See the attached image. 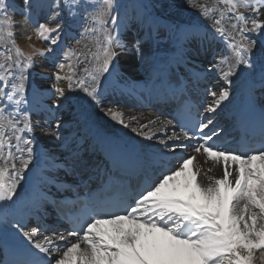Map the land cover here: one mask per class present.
Wrapping results in <instances>:
<instances>
[{
    "label": "snow or ice",
    "instance_id": "snow-or-ice-1",
    "mask_svg": "<svg viewBox=\"0 0 264 264\" xmlns=\"http://www.w3.org/2000/svg\"><path fill=\"white\" fill-rule=\"evenodd\" d=\"M23 3L27 9L32 7L31 0ZM186 3L209 22L205 25L209 35L214 40L219 38L230 49L226 56L211 64L210 71L218 72L223 81L231 83L230 78L239 71L256 67L255 53L258 44L264 43V18H261L264 0H214V3L186 0ZM49 7L52 11L44 23L32 21L27 13L22 17L21 27L31 23L36 38L48 45L43 49L33 46L34 51L25 55L15 39L18 22L9 14L7 0H0V47L7 53L0 62V201L4 202L16 195L33 153L32 134L37 126L28 110L21 109L26 103V82L32 78L36 57L43 58L55 51L63 30L59 22L62 13L73 19L78 18V13H86L85 31L97 38L93 46L85 44V50H71L72 55L84 58L83 62L77 61L83 76L70 62V56L54 64L56 71L47 89L53 96L50 107L59 109L65 101L71 105L70 93L77 90L99 103V78L109 72L125 47L119 36L113 34L120 27L118 17L113 14L119 8L117 0H51ZM110 24L114 26L111 29ZM177 29L180 30L178 25ZM183 33L187 35L188 30ZM21 35L26 40L32 38L31 34ZM76 43L79 45L80 41ZM139 44L137 41L133 45L137 51ZM260 75L264 83V57L260 58ZM208 95L212 97L204 109L208 115L193 126L194 131H183L160 141L164 148L174 151L177 147H188L182 141L196 139L191 145L194 154L182 156L177 166L161 171L132 203L119 212L89 216L67 236L53 232L36 239L40 236L39 227L23 233L29 242L28 251L32 255L42 254L39 264H254L257 252L264 256V140L259 148L240 154L209 143L218 135L213 115L230 93L222 87L209 89ZM108 114L124 127L129 126L123 113L108 109ZM167 123L171 125L172 121ZM62 126L63 121H56L49 124L47 131L59 139L58 130ZM21 141L24 148L20 147ZM14 148L21 153L19 157L15 156ZM195 154L222 164L223 175L208 176L209 182L202 184ZM230 165L235 166L232 171ZM21 227L18 222L13 224L16 230ZM68 237L76 239L69 244ZM60 242H64L63 248ZM18 264L38 262L21 260Z\"/></svg>",
    "mask_w": 264,
    "mask_h": 264
},
{
    "label": "bare ground",
    "instance_id": "bare-ground-1",
    "mask_svg": "<svg viewBox=\"0 0 264 264\" xmlns=\"http://www.w3.org/2000/svg\"><path fill=\"white\" fill-rule=\"evenodd\" d=\"M178 2L179 0H173L166 2L167 5L164 4L167 14L176 22V29L177 25L180 28L177 29L178 40L166 51L159 50L155 44L156 35L162 33V30L150 26L151 17L139 7L126 8L121 20L122 31L119 33L125 47L120 50V55L115 60L116 76L107 74L108 77L101 75L99 78V103L91 101L85 93L77 90L70 93L71 105L65 101L64 106L59 109L50 107L53 96L47 89L52 85L51 77L56 71L54 64L57 60L40 57L35 60V67L31 69L32 78L25 86L26 103L21 105V109L28 110L32 123L37 126L32 134L34 143L31 162L13 200L2 201L6 218L12 228L17 222L22 226L19 230L13 228L12 235H17L29 243L23 238V233L43 226L41 217L45 215L46 223H51L53 230L40 231V236L36 239H40L42 235H52L53 232L67 236L62 225L48 212L50 209L39 199V193L61 195L68 193L64 191L69 187L90 189L86 185L82 188L81 184L84 180H88L87 184L93 183L104 174L106 166L119 149L139 160L153 179L161 171L177 166L182 156L193 155L191 145L195 143L192 141H182L188 147H177L174 151L164 148L160 143L168 136L181 135L173 122L171 125L167 123L171 121L169 111L161 109L156 101L160 98L167 99V92H171L170 90L174 91L177 87L189 90L197 96L199 103H204L201 108L206 117L208 113L204 109L212 102L208 90L227 88L229 99L223 101L213 115L214 123H219L227 129H231L251 107L264 116V83L260 75V58L264 57V43L258 44L255 53L256 67L239 71L230 78L231 83H226L218 72L209 69L212 63L226 56L230 49H227L219 38L214 40L209 35L205 27L209 22L203 20L196 9L189 7L188 3L186 6H179ZM15 3L24 4L23 0H15ZM40 3L42 1L37 3V7L42 5ZM47 5L50 4L46 3ZM50 14L51 11L45 13L46 18ZM59 22L67 26L69 18L62 14ZM184 29L188 30L187 35L183 33ZM82 30L85 32L84 39L79 38V45L73 43L77 50H85V44L93 46L88 40L85 41L89 33H86L84 28ZM137 41L140 42L139 51L133 48ZM67 42L68 40L65 41ZM194 52L198 54L193 55ZM2 54L3 52L0 53ZM78 60L83 62L84 58L77 55L74 65L83 76L84 73L77 64ZM36 89H39V92H36ZM110 106L114 107L113 111L123 113L128 127L111 118L108 114ZM22 118L21 113L20 119ZM56 121H63L62 128L58 130L59 139L47 131L49 124L54 125ZM21 135L30 138L24 133ZM146 136L153 138L149 140ZM13 143L15 144V141ZM179 143L181 142L177 141V144ZM20 147L24 148L23 141ZM13 151L16 157L21 155L15 148ZM195 155V164L201 169L198 179L202 184L209 182L208 176L219 178L223 175L222 164H214L202 154ZM24 156L27 157L26 152ZM234 167L230 165L229 170L232 171ZM209 168L212 169L211 172H207ZM74 241L68 237V242ZM60 243L63 248L64 242ZM254 264H264V256L259 252L254 256Z\"/></svg>",
    "mask_w": 264,
    "mask_h": 264
},
{
    "label": "rangeland",
    "instance_id": "rangeland-1",
    "mask_svg": "<svg viewBox=\"0 0 264 264\" xmlns=\"http://www.w3.org/2000/svg\"><path fill=\"white\" fill-rule=\"evenodd\" d=\"M40 1H42V3H40L42 5L37 7V3ZM169 1L172 2L173 0H117L119 8L113 14L118 17L120 27L117 28L113 34L119 36V33L122 31L121 30V28H122L121 20L123 19V14L126 11V8L128 6L129 7H139L143 12H146L149 15V17H151L150 18V26H153L156 28L158 27L160 30H162V33L156 35L155 44L159 50L166 51L167 49L172 47V45L174 43H176V41L178 40V37H177L178 31L176 29V22L172 17H170V15L167 14V12H166L167 9L164 7L165 6L164 4L167 5L168 3H170ZM174 1H176V0H174ZM183 1L184 0H179V2H178L179 6H183V5L186 6L187 5V3L183 2ZM207 1L209 3H214V0H207ZM31 2H32V7L30 9H27L24 4L19 5V4L15 3V0H7V3L9 4L8 12L18 22L15 26V39H16L19 47L25 53V55L32 53L34 51L33 46L35 48L43 49V48H46L48 45L45 42H42L36 38V36L33 32V25L31 23H28V26L26 28L21 27V23L24 22V21H22V17L25 15V13H27V15H29L31 17L32 21H34L36 23H44L48 20V18H46L45 13L48 14L49 11H52L48 5L46 6V3L50 4L51 0H31ZM166 2H168V3H166ZM62 14L66 15L69 18L68 25L66 26L63 23V30L60 34L61 39H60L58 45L54 46L55 51L53 53L47 55L46 57H43V58H46V59L56 58L57 62L58 61L64 62L65 56L67 55V56L71 57L70 62L73 65H75L77 55H72L71 50L77 49L74 44L76 43V41H79L82 37H84L83 34H85V32L82 29L83 28L85 29L83 17L86 15V13H84V12L78 13L77 14L78 20H76V21H75V19L69 17L66 12L62 13ZM72 22H73V24H72ZM79 22H80V24H77ZM76 24H77V26H75ZM127 25H129V23ZM108 27L111 29L114 26L110 24V25H108ZM77 28H78V30L80 29L79 33H78ZM72 29H74V30H72ZM22 32L25 34H31L32 35L31 40H26L21 35ZM79 36H81V37H79ZM87 38L88 39L85 38V41L88 40V43L90 45H94V42H95L97 37L92 35L91 33H89ZM67 40H68V42L65 43V41H67ZM2 52H3V54L0 55L1 56L0 61L3 62L4 57H5L4 55L6 54L5 53L6 51L2 47H0V53H2ZM37 58H39V57H36V59ZM107 74L108 75L111 74L112 76H114V75L116 76L115 61H114L113 66L110 67L109 72L103 73L102 75L106 78V77H108V76H106ZM113 108L114 107H112V106L109 107V109H112V110H113ZM28 172H30V171H28Z\"/></svg>",
    "mask_w": 264,
    "mask_h": 264
}]
</instances>
